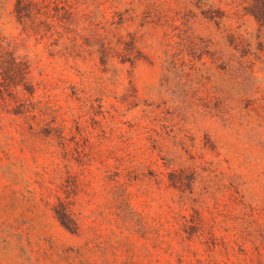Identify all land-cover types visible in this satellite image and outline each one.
Returning a JSON list of instances; mask_svg holds the SVG:
<instances>
[{"label":"rangeland","instance_id":"rangeland-1","mask_svg":"<svg viewBox=\"0 0 264 264\" xmlns=\"http://www.w3.org/2000/svg\"><path fill=\"white\" fill-rule=\"evenodd\" d=\"M39 1L0 0V264H264L253 0Z\"/></svg>","mask_w":264,"mask_h":264},{"label":"trees","instance_id":"trees-1","mask_svg":"<svg viewBox=\"0 0 264 264\" xmlns=\"http://www.w3.org/2000/svg\"><path fill=\"white\" fill-rule=\"evenodd\" d=\"M40 4L39 0H15L14 13L18 23L24 25L28 20L34 19L33 9ZM250 14H252L261 25H264V0H253L251 5ZM207 19H215L216 16L209 13L205 16ZM26 34L27 31L23 30ZM5 41L0 38V76L5 83V88L8 89V95L12 93V90L15 86H19V84H15L13 82V76L15 73H20L21 76L25 79L30 73V65L31 61L27 55L17 56L14 50L7 48L9 46L8 43L3 45ZM192 46L194 45V41L190 40L189 42ZM121 44V43H120ZM126 46L123 49L134 48L133 43H125ZM195 47V46H194ZM105 48L101 47V51ZM102 53V52H101ZM173 57V56H171ZM103 65L104 61H100ZM34 87L32 86H23L22 90L27 92L28 94H32L34 92ZM23 105L17 104L15 108L12 110V113L15 115H20L25 112L22 107ZM58 214V218L61 224L73 232L70 228V225L65 221L63 216Z\"/></svg>","mask_w":264,"mask_h":264}]
</instances>
